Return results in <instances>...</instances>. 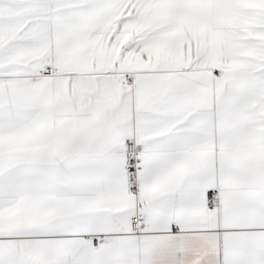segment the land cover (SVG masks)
<instances>
[{"label":"snow or ice","instance_id":"snow-or-ice-1","mask_svg":"<svg viewBox=\"0 0 264 264\" xmlns=\"http://www.w3.org/2000/svg\"><path fill=\"white\" fill-rule=\"evenodd\" d=\"M0 264H264V0H0Z\"/></svg>","mask_w":264,"mask_h":264}]
</instances>
